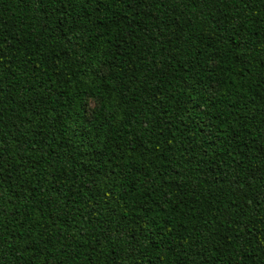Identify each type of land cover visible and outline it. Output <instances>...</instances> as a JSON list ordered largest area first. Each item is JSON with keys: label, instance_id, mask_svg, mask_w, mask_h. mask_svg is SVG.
Here are the masks:
<instances>
[{"label": "trees", "instance_id": "obj_1", "mask_svg": "<svg viewBox=\"0 0 264 264\" xmlns=\"http://www.w3.org/2000/svg\"><path fill=\"white\" fill-rule=\"evenodd\" d=\"M0 264H264V0H0Z\"/></svg>", "mask_w": 264, "mask_h": 264}]
</instances>
